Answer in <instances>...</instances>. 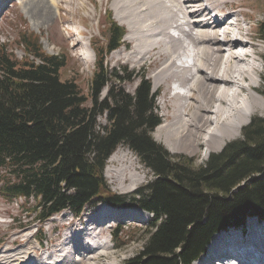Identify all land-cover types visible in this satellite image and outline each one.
Returning a JSON list of instances; mask_svg holds the SVG:
<instances>
[{"label":"trees","instance_id":"16d2710c","mask_svg":"<svg viewBox=\"0 0 264 264\" xmlns=\"http://www.w3.org/2000/svg\"><path fill=\"white\" fill-rule=\"evenodd\" d=\"M107 21L106 41L93 43L97 70L90 106L78 84L61 80L64 56L45 52L36 35L20 34L18 44L27 54L21 60L0 45V170L8 177L0 171V193L8 201L34 199L26 211H34L32 216H23L39 222L66 209L80 216L100 201L139 205L153 217L142 250L121 264H191L215 231L249 216L264 218V118L255 117L242 129L243 137L212 153L204 165L170 155L152 136L161 117L146 71L130 94L121 83L132 76L105 65L125 31L111 12ZM256 33L264 39V18ZM105 86L109 92L101 100ZM100 113L106 115L104 124L96 120ZM119 145L137 152L159 176L129 201L112 192L103 176ZM119 231L113 236L123 248Z\"/></svg>","mask_w":264,"mask_h":264},{"label":"bare ground","instance_id":"6f19581e","mask_svg":"<svg viewBox=\"0 0 264 264\" xmlns=\"http://www.w3.org/2000/svg\"><path fill=\"white\" fill-rule=\"evenodd\" d=\"M6 1L11 0H3L0 7ZM118 1L114 2L120 9L116 19L121 24H125L127 19L126 23L129 22L135 34L133 36L140 41L134 51L137 59H142L151 52L157 55L156 60L166 58L167 63L155 75L158 83L175 81L184 89L183 93L172 92L174 96H179L176 103L179 107L178 126H174L172 122H162L154 130L157 140L165 143L171 152L195 154L201 145L206 146L205 154L217 151L225 141L240 134L242 126L247 125L253 113L264 109V97L255 89L259 86V81L255 78L260 70L255 62L258 57L253 54L251 58L250 53L241 50L248 45L247 49L252 52L250 44L253 41L251 42L248 32H243L244 27L240 25L238 18L230 20L222 16L221 8L213 0ZM56 2L57 0H22L21 5L42 23L47 22L51 15V3L59 6ZM233 15L237 17L236 14ZM222 39L226 40V44ZM82 56L86 64L94 61L89 53ZM189 57H192V63H179V60L186 61ZM246 89L253 90L248 99L242 97ZM116 163L125 168L118 171ZM135 164V159L128 153L116 149L108 159L106 175L118 181L122 189L135 188L134 185L141 181ZM127 179L129 183L125 186ZM132 214L130 212L129 215ZM122 215L128 217L127 213ZM139 215L136 219H146L144 214ZM254 218L251 217L249 225L255 221L257 223ZM111 220H102L99 216L90 217L84 226L77 225L78 231L74 232L72 229L67 232L56 245V250L60 244L61 248L59 254L58 251L56 253L57 258L49 260L52 261L50 264H97L95 260L107 254L106 244L110 239L106 236L103 245H95L92 240L100 237ZM260 226L264 232V223ZM249 230V235L256 233L252 228ZM18 236L12 238L13 243L21 241ZM240 236L232 237L231 247H236L241 241ZM225 241L227 240L223 239L216 243V256H232L233 250L226 247ZM255 241L254 236L247 238L250 246L254 247ZM102 248L105 252L97 254ZM43 250L45 253H38L35 249V255L31 258L35 260L32 261L30 254L21 248L16 252L1 248L0 264H37L39 260L45 264L51 251L46 248ZM259 251L264 255V248ZM52 252L55 253L54 250ZM38 255L46 256L39 258ZM251 256L255 254L247 253L246 262ZM207 263L212 261L205 264ZM234 264L244 262L237 259ZM251 264H257L256 260L253 259Z\"/></svg>","mask_w":264,"mask_h":264},{"label":"rangeland","instance_id":"374dc122","mask_svg":"<svg viewBox=\"0 0 264 264\" xmlns=\"http://www.w3.org/2000/svg\"><path fill=\"white\" fill-rule=\"evenodd\" d=\"M21 1L22 0H11L9 2L6 1L3 3L2 7H0V45L5 44L10 54L15 55L16 57L24 56L25 53L22 50L23 48L18 44L17 41L22 32L38 36V38L41 39L43 48L48 53L64 56L66 65L61 70V80H71L78 84L81 93L88 100L86 106H90L92 97L89 86L91 78L97 70L96 56L93 48V43L95 42H93V40L96 41L99 39L101 40V44L102 41H106L109 24L107 21V15L109 12H111V16L126 31L125 35L123 36L124 44L118 50L113 51L106 57V67L113 70L116 69L117 72L124 78L131 76L129 74L130 70H132V76L140 75L146 71L147 76L152 83L153 93L157 94V98L155 100L158 107L159 116L162 118V122H172L174 123V126H178L179 107L176 106V103L179 99V96H174L172 92L180 91L183 93L184 89L181 88L178 82L175 81H169V83H158V79L155 75L156 73H159V68L164 67V64L167 63L166 58H160L156 60L157 55L154 54V52H151L144 58L137 59V53L134 51L140 44V41L134 37L135 34L133 33L129 22L127 21L126 23L127 19L125 20V24H121V22L116 19V17L119 15L120 9L116 7V4L114 5V2L116 1L118 3V0H57L56 3H58V7L52 3L51 6L48 4L52 10L51 15L49 16L47 22L42 23L41 20L37 19V17L32 16L30 12L28 13L26 8H22ZM213 1L215 2L216 6L221 8L220 14L222 16H225L230 20H235L238 18L240 25L244 27L243 32H248L247 34L249 35L251 42H254L250 44L253 47L252 52L247 49L248 45L241 50H243V52L247 51L250 53L252 56L249 57L251 58L253 57V54L257 55L258 57V59L256 58L255 62L259 66L260 70H258L259 75L256 74L255 78L258 79L259 86L255 87V89L257 90V93L260 94L264 88V40H261L256 36L257 33L255 24H257L264 17V0ZM2 2L3 0L0 1V4ZM233 14H236L237 17H235ZM233 28L236 29L235 26H233ZM188 44L190 43L188 42ZM88 53L94 58V61L90 64H86L82 56ZM187 60H179V63H192V57H189ZM122 67L127 68L128 73L125 74ZM138 79L139 77L132 80L131 77V79L123 81L121 83V88L126 92L133 94L136 89ZM251 91L253 92V90L246 89L242 97L248 99L251 96ZM107 93L108 89H104L102 94L100 93L99 99L102 100L107 95ZM260 95L263 96V94ZM164 113L166 115H164ZM255 117L264 118V109L253 113L247 125L250 124ZM96 120L99 122V124H104L105 114L100 113ZM244 126H246V124L243 125L242 128ZM242 128L240 134H238L235 138L225 141L221 149L208 152V154H205L206 146L204 145H201L195 154H189L186 152H171L165 143L157 140L154 132L152 133V136L154 141L161 145L170 155L191 158L195 166H200L206 163L212 153L220 152L225 144L243 137ZM117 149H120V152L128 153L131 158H133V160L135 159V166L137 167L136 171L138 172L139 176L141 175V181L134 185L136 186L135 188L130 187L128 190L125 187V189H122L118 181L106 175L108 160L106 161L104 167L103 176L107 186L112 192H115L121 197H126L127 201H129V199L134 198L135 193L145 188L148 182H153L159 176L157 173H155L151 166H148L139 155L128 149L127 146L121 145ZM116 165L119 166L117 167L118 171H121L125 168V166L121 167V165L118 163H116L115 166ZM2 174L4 175V179L8 178L5 174V171H2ZM128 183L129 179H127L124 183L125 186H127ZM35 203L36 202L34 199L27 201L25 198H16L13 201H8L0 193V249L3 248L4 250L6 248L8 251L16 252L19 248H21L23 251H25V253H28V255L30 254L31 259L33 255L31 253H34L33 251L35 249L39 253L41 247L39 242L36 240V236L43 234L46 240V242L43 243V247L50 249L51 251L48 253L49 259L45 264H50L57 258L61 244L59 245L58 250H56V245L60 243V240H62L61 235H64L72 229L74 232L78 231L77 225L84 226V223L87 221L88 217L90 218L93 214H98V212L104 210V205L106 204L101 203L95 205V207L87 208L79 218L72 216V213L69 210H65L53 215L43 224V227L33 220L28 226L21 229L19 220L22 219L23 223L27 222V219L31 220V218L23 216V214H33L34 211L32 213L26 211L34 206ZM66 217L68 220H66ZM72 217L74 218L73 221L76 223V225L69 221L72 219ZM148 218H150V215H148ZM247 221H250V219H247ZM147 224V222L137 223L136 219H131L128 220V222L118 224L117 222L112 221L107 224L100 237L92 240L95 245H103V243H105L104 238L106 236L110 239L106 244L107 254L97 258L95 260L97 264H121L126 259L134 257L136 253L142 250L143 240L145 238L144 235L147 234L148 230ZM41 227L42 231L38 229ZM117 228L121 229V231L117 232L119 233L118 236H120V238L126 242L123 248L116 247L119 239L115 238V235L114 239L111 237V234H114ZM15 235H19L18 237L21 238V241L19 240L13 243L12 238L16 237ZM96 240L97 244L95 243ZM52 250L55 251L54 254ZM57 251L58 254L56 255ZM101 252H105V249H100L97 254ZM38 256L39 258L42 257L40 255ZM31 260L33 261V259ZM49 260L52 261L49 262ZM37 264L44 263L42 260H39V263Z\"/></svg>","mask_w":264,"mask_h":264}]
</instances>
